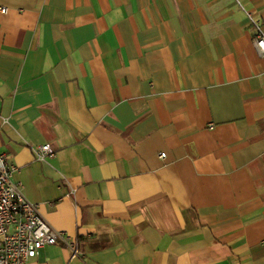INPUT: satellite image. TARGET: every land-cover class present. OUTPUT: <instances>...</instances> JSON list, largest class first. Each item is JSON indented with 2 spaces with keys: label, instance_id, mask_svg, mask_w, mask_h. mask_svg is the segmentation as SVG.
<instances>
[{
  "label": "crops",
  "instance_id": "0c3cea01",
  "mask_svg": "<svg viewBox=\"0 0 264 264\" xmlns=\"http://www.w3.org/2000/svg\"><path fill=\"white\" fill-rule=\"evenodd\" d=\"M0 6V153L76 243L27 264H264V0Z\"/></svg>",
  "mask_w": 264,
  "mask_h": 264
},
{
  "label": "built area",
  "instance_id": "2783aa9c",
  "mask_svg": "<svg viewBox=\"0 0 264 264\" xmlns=\"http://www.w3.org/2000/svg\"><path fill=\"white\" fill-rule=\"evenodd\" d=\"M6 11L0 6L1 14ZM249 20L254 29L253 46L264 58V19L254 21L249 17ZM51 154L48 145L36 150L39 160ZM159 158L163 159L164 154ZM16 171L17 167L0 153V264H27L42 248L56 244L74 252L76 243L53 230L39 216L37 206L25 199L20 186L12 183L11 177Z\"/></svg>",
  "mask_w": 264,
  "mask_h": 264
}]
</instances>
